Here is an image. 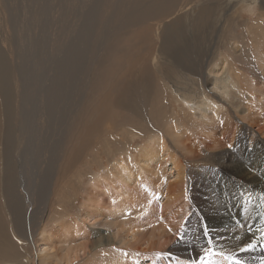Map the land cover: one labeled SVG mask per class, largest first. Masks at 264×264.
Returning <instances> with one entry per match:
<instances>
[{
    "label": "rangeland",
    "instance_id": "1",
    "mask_svg": "<svg viewBox=\"0 0 264 264\" xmlns=\"http://www.w3.org/2000/svg\"><path fill=\"white\" fill-rule=\"evenodd\" d=\"M160 1L161 0H8L10 6L6 7L5 10H7V8H10L9 9L10 18H7V16L4 15V11L2 10L3 4L0 0V60H1L0 70L2 69L4 71V68L2 66V64H4V66L8 69L9 74L13 77L15 82L17 81L18 73L21 76V78L23 76H26V74H30L34 85H36L38 89H40L43 93H45L44 99L46 100L44 101L45 105L43 106H48L49 103L52 104L54 101L55 94H57L61 88H64V91L67 94L64 98L59 97V101L62 100V103L57 101V108L53 111L54 113H50L48 110L47 113H44L46 111L43 109V113L40 115V117L42 118L38 116L36 117V115H34L36 118L35 120L37 121V125L35 120L33 122V125L36 126L37 129L36 127L33 126L34 127V130L32 131L33 134L34 133L36 134L39 131L43 132V130H47L48 128L50 132L48 135L51 136L53 132L55 133L54 128L56 130H62L64 124H67L68 127L71 125L70 131L72 132V130L76 126L77 117L74 116V118H72L71 110L69 112V116L67 117L66 110L69 105V99L73 101V97H74L73 95H75L76 90L78 91L80 85L79 83H84L85 81L87 82V80H84L85 78L83 79V77L85 76V72H89L91 70L93 59L95 55L99 54L102 48V43H104V41L111 35V33L113 32L112 30L115 27L123 23L124 24L126 23V20H128V18L125 16H127L128 13H131V11L135 7H142V6L145 7L150 5L154 6ZM223 2L221 5H223L224 7L228 3L226 11L227 9H231L230 11L231 15L234 14V11L236 9L237 10L240 9V5L237 2L234 3V6H233V2H227L226 0H223ZM263 8H264V0H258V4L248 9L249 13L244 14V9L242 10L241 13L243 17L246 16L244 20L247 21L248 23L252 24L257 22L262 26H264V21L261 20V16L264 15ZM217 13L218 14H215L216 16L220 14L219 16L222 17L220 12ZM8 19L10 20V24L13 25L14 28H16L15 30L8 28V23H7ZM116 19L118 20V22ZM177 19H178V15L176 14L175 16L173 15L166 16L164 18L165 22H167L165 24L172 23L174 22V20ZM232 23L237 24L235 17L232 18ZM158 25L160 24H158V20H156V18H154V20L149 21V23L146 25L145 24L141 25L138 22H135L134 24L135 27L132 28V30L136 32H142L145 29L151 36L149 37L150 39L148 45H146L142 41L141 37L138 34L137 37H126V38L117 37V39L115 40L113 39V46L111 42H110L111 45L108 44L109 42L108 43L105 42L106 50H108V54H106L104 59H102L101 57L97 61V62L99 61L106 62L104 64L105 72L103 76H101V79L93 80V82L90 83L89 85V95L85 101V106L82 109L83 112L81 113L79 119V122L81 123L80 128H82V132L84 126H86V129L88 128L91 129L95 125L93 124V119H91L93 115L102 113L99 109V112L97 114H94L95 110H97L96 101L97 100L102 101L104 99V102L102 101L100 103L99 108L102 106V104H104L103 106L104 109L107 108L109 103L112 102L115 92H118L117 84H120L119 85L120 88L124 87L125 82H123V78L125 79V81L126 78H128V80L134 83V91H135V83H137L138 79H140L139 75L135 74L136 69L134 70L131 66V68L129 69L132 71V74H128L127 76V73L123 74V71L118 70L119 66H112L110 64V63L115 64L119 60L117 56V49H119L120 51L118 54L119 56L122 49H123V53L128 50L131 51V56H133L132 60L134 59L133 66H139L140 61L144 59L146 52L143 51L145 52V54L142 55L141 50L148 49V54H150L151 56L149 58V63L153 70L158 69L157 68L158 63L161 64L162 66H167V67H172V66L178 67L179 65L180 68L181 66L180 61L182 62L183 59L184 61L187 60L182 56V51L180 54L179 52H177V48H179L180 40H178L179 38L175 35L174 28L171 27L170 29H168V31L164 32L165 25L164 26L163 25L158 26ZM144 26L145 27L147 26V28H145ZM9 30H13L15 34L14 35L16 41L15 45L12 43V39H11L13 34H11ZM239 30L237 33L236 32L231 33L232 36H230V39H234L235 41L239 42L237 44L239 45V47L242 48L245 45L243 47L244 48L243 60H241L240 58L238 59L239 65L235 64V66L237 67L235 70L236 73L235 77L237 84L242 82L241 90L237 94L241 99V106L236 109L235 107L233 108V106L227 105L225 102L221 101L214 93L209 91L211 85L209 84L208 80H209V73L211 71V67H208V65L212 63L213 57L217 56L221 51L225 50L224 45L226 44L225 42L227 41L223 40L221 35L214 34L213 36L208 38L210 43L208 42L207 52L202 54L203 53L202 48L205 49V46L203 45L201 46L202 47L201 48L200 45L204 44L205 42L201 44L194 43L193 45L191 39H189V37L187 38L189 42L188 44L189 52L187 50V56H188L187 61H191V63L194 64L197 63L196 66L199 67H202L201 64L203 65V69L201 68L200 71L201 76L199 77L202 86L205 88L209 96L212 97L211 99L215 102H218L224 108L222 114L227 118L228 122L232 123L234 127L235 126L238 127L236 133L234 134L230 133L229 138L227 139L225 145H217L219 148H216L217 147L216 145H211L209 148L210 150L208 149V147L206 148V146L204 145L201 146L196 145L193 153H191L192 151L186 150V146H190V145L182 146L181 143H178L176 139V135H174L175 132L172 129L176 127V125L179 127L177 128V135L180 134L178 136L182 138H187L188 132H190L191 135L199 134L201 136H206V137H209L211 133L204 131V127L201 126L199 119H194L191 122L182 124V122L180 121V117H183L185 115H181L178 121L175 115L176 114L180 115V112L182 111L180 107H184V105L181 103L182 105L181 106L179 102L176 99H174L173 89H170L169 92V94L172 95L171 96L172 98L170 96H168L169 97L168 98L167 96L161 94V98L158 99L155 98V94H154L155 90L151 89L150 87L148 88L149 95L147 97L149 98H147V105H148L147 109L150 111V112L148 111V113L153 112L152 114L154 117L152 121L149 122L144 121L142 123L136 122V124L134 123L133 126L130 125L131 128H126V135H123L121 130H123L125 126H127L126 123L128 124L131 123L129 122L130 119L128 117H124L120 115V119L123 120V122H122V126L119 128L120 130L119 132L121 133V136L120 139L117 140L119 145L118 150L117 149L115 150V148H112L111 146L110 150L102 149L101 151L99 150L96 151L95 145L97 142L95 141L91 142L88 145H84L83 142L85 140L87 131H85V133L83 132L82 135L83 137H81L82 139L80 143L77 144V145H81L78 147V149L74 150L72 148V145L74 144H71L70 138H68L67 145H70L68 148V154L70 155L75 151L77 152L76 155L73 156V158H71L70 164L68 166L61 167V170L58 175L59 178H57L58 181L55 182L56 187L54 189V199L52 201L53 203H52L51 211L48 213L45 219V227H44V230L49 231V229L51 230L54 226H56L57 229H59L58 232L60 233L58 235L61 236L62 235L64 236V231H65L64 228L60 229L61 227H59L60 225L59 222L61 221L72 222L74 226L79 227L82 233H85L88 230L93 231L90 228L83 226L82 222L79 220V218H81L80 213L82 212L83 209H85V207L83 206L85 204L87 195L91 190L90 182L93 177L92 174H94V172L90 171L88 166L90 167V165H94V166L99 165L100 168L99 174H101L104 171H107V169L112 165H114V163L119 164L121 162H124L125 160H123L122 158H124L126 154L139 150L140 147L143 146L145 143H147L153 136H160L165 138L166 145L168 146L169 149L168 157L170 159L167 160L168 162L165 164L166 166L164 165L165 168H163V177L161 176L162 183L161 186H159L161 190L158 191L156 189H151L152 190L151 192H154L159 197L158 201H156V204L153 205V207H150L149 210L146 212L144 211L142 212L141 207L133 208L131 209L132 213L129 215L130 217H137L136 220H142L145 224L146 221L147 222H155L162 220L166 221V223L168 224L165 225L164 223H162L161 229L158 230V233L164 230L165 232L164 234H166L165 237L162 239H158V237H156L154 239L152 238V240H149L148 238L139 239L140 244L138 243L133 245L132 243H130L126 245L123 243L120 244L118 242H112L111 238L107 236L106 241H109L108 245L99 246L91 253H89L85 260L81 262L79 261L76 264H105L106 258H111L114 256L120 257L122 259L121 264L122 263L130 264L131 261L139 260V259L144 260L145 264H150V263L184 264L188 262L189 264L190 263L199 264V261L204 254L201 255L198 259H191L190 257H188L189 255L187 253H185L184 251H180L185 246H188V244H190L191 242L203 243L206 245V249L212 248L217 253H220L212 257L214 264H233V262H231L229 259L233 258L236 255L235 253V250L237 248L236 246L240 247L242 244L244 245V240L240 242L242 239H244V233L240 231L241 227L244 228V226L246 225H251L252 227L254 225V223L258 218V216L256 215H259L260 207L264 203V193L261 190L263 189V187L260 186L258 182V179L260 178L258 173V167L253 166L251 168L250 167L248 168V163H249L248 153L244 152L243 150L244 145H239V142L244 137V135L247 136V139H245L244 137V144L246 145L249 143V141H252L253 145H248V146L254 149L253 161L256 162L258 160L257 158L259 156V154L257 155L258 147H256L257 145H254V143L258 141H260V143H263V140L261 139L259 132L256 130L257 129L256 126L258 127L257 122L261 121L262 116L257 115L255 117H249V113L244 112V108H245L244 102L249 100V96H248L249 90L254 88L253 90L255 91V87L257 84L258 86L264 87V83H263L264 76H262L261 74L262 67L264 66L263 63L264 60L260 59L264 50V43L260 44L261 47H259L258 45H253L254 40L252 35L244 34V30H242V27L240 26H239ZM234 31L235 29L233 30V32ZM192 33L193 31L190 30L189 34ZM165 39L168 41H166ZM4 40L7 42H4ZM147 41L148 40L146 39V43ZM245 41L247 44H245ZM107 44L108 46L110 45L108 48H107ZM130 46H133L134 49L129 48ZM164 46L167 48V50H162L164 49ZM195 48H197V50ZM228 51L229 50H227V52ZM161 54L163 55V57ZM239 54L240 53H237V55ZM180 55L182 56L183 59L180 58ZM153 56L157 58V65L155 64L156 61L154 63V61L151 60V58L153 59ZM230 56L232 57V55ZM159 57L160 59L162 58L163 59L160 60ZM222 61L223 60H221L220 62ZM231 64H233V61L230 62L229 66ZM14 67L16 69H14ZM110 68H112V70ZM204 68H205V72H203ZM55 69L58 70V73H55ZM2 70L0 71V104L2 109L0 114V221H1L0 227L3 228L5 222L6 226L8 227V233L1 235L0 245L2 243V239L6 241H10L14 247L12 251L14 255H8L11 258V260L1 261L0 264H42L41 261L46 256L45 257L44 255L39 256L40 255L39 248L37 247L39 243H36L37 246H35V244L31 242V237H30V233L33 230L32 228L35 225V221L37 223V219L34 215L35 207L28 208V210H30L29 212L27 210V206L24 207V205H22L21 209H17L15 204L12 203L13 200L11 198V192L12 191L16 192V190L13 189L11 185H9L10 180H13V177L16 176H13L14 174L12 171L9 172V174L6 177L4 176V170L6 165L5 162L7 160V156L4 153H6L5 151H6L7 141L10 140L8 135L13 134L11 139L12 151L15 149L14 154L12 156V164H13L12 166L14 169H20V162L18 159L19 157L18 152L20 150V146H19L20 130L18 131L17 128H19L20 126V124L18 123H20L19 119L22 117V113L19 108L18 111L15 110L16 112L15 118L17 119V121L13 122L12 132L10 130L8 131L7 129H9V125H8L9 123L8 121L7 122L5 121L7 120V117H6V113L4 114L5 112L3 105L4 101L1 99V95H2L1 73L3 72ZM24 72H26V74ZM256 72H258V74ZM15 73L16 75H14ZM108 74L110 75V77H108L109 76ZM258 77H261L263 81H261L260 78L258 79ZM103 83L105 84L106 87L104 91H103ZM45 88L46 91L44 90ZM63 92H61L60 95ZM99 92H101L100 95ZM14 93H15V88L13 90V97H15ZM23 97H24V91L22 89H19L17 92V99H21ZM80 97L81 95L79 94L78 96H76V98L79 99V102L78 99L77 100L76 98L74 99L77 102L78 107L81 106ZM124 98L126 99V97ZM27 100L34 101V99L32 100V95L29 94V92L26 95V101ZM123 102L122 100L118 101L119 105L122 104ZM177 105L178 107H176ZM161 107H170V108H168V111L166 113L159 114L158 112L160 111ZM139 112L142 113L143 111H139ZM31 114H33V112ZM119 114L117 113L118 116ZM82 116H84L85 118ZM52 117L53 120L51 121ZM44 118L46 120H43ZM5 124L7 125V127ZM45 125L47 127H44ZM51 125L53 126V128ZM210 125L213 126V131L214 130L216 131V132L214 131L212 134H215L217 138H221L223 134L222 133L223 130L216 128V125H218L219 127V124L212 122V124ZM166 127L168 130L166 129ZM234 127L231 129L232 131ZM132 128L133 129L139 128V129L133 130ZM14 129H16V131ZM158 129H162L161 132L163 133H158L159 132ZM130 130L131 131L133 130L132 132L134 135L131 133ZM128 131L130 133H128ZM140 132L142 133L140 134ZM78 133L79 132H77L76 135H78ZM30 136L29 137L31 139L33 136L32 134H30ZM55 138L57 143L55 145H60V143L63 140V135L59 137V135L56 134ZM50 140L52 141V139ZM186 144H190V142L186 141ZM82 145H84L83 149H82ZM122 146L126 147L127 150L125 149L120 150ZM239 150L241 152H238ZM89 155H90V159L88 157ZM234 156L237 158V160L234 159ZM238 156L240 157V159ZM61 159L65 161L63 157ZM238 159L240 162H238ZM171 161L175 162L177 166L181 163L180 165L183 166V167L181 166V169L184 168V170L181 171L184 172L183 174L185 175L181 174L182 173L181 172L180 174L182 175V177L180 178L181 175H179L176 171L173 172L170 169L171 167H173ZM84 162L87 163L83 165ZM80 163L81 165H79ZM72 165H74L75 167L73 168ZM83 166L84 167L86 166V169ZM140 167L142 168V166L140 165L137 166L135 164V166L131 168L135 176L138 175V170L140 169ZM64 168H68V169H64ZM71 168L73 170H71ZM160 168H158V170ZM82 170H84V172ZM86 170L89 172V174L88 172L85 173ZM251 170L253 171L252 178H250ZM66 171L68 172L67 174ZM17 173L19 174V172ZM63 174L66 179L64 178ZM150 174L151 172L149 173V175ZM60 175L63 176V178ZM153 177L154 175L151 174L149 180L152 181ZM177 177H179V179H177ZM178 180L181 181L179 182ZM80 181L83 183L81 184ZM62 184L64 185L62 186ZM169 185L170 186L173 185V186H171L170 188ZM19 187L22 189V184H19ZM9 188L11 189L9 190ZM65 188L66 190L64 191ZM86 190H88V193H86ZM76 191L78 194L76 193ZM132 191L134 193L139 192L137 190L136 191L132 190ZM261 191L262 193H259ZM241 193H244V195H248L251 193L252 199L251 202L248 203L251 205L250 211L246 210L245 200L243 199L242 196H240ZM224 194L227 196L225 197ZM259 196L263 197V199L262 197H260L262 201L259 200ZM231 198H236L237 202L238 203L240 202L239 203L240 206L238 208L235 205V203L237 202H234L232 204L234 208H236V210L238 209L240 211L239 214L240 222L238 221V224L240 226L238 225V227L236 226L232 230V233L235 234V237L233 236L232 239L221 238V235L224 233L223 232L224 225L215 222L207 223V221L203 219L202 214L204 213L214 214V213H218L219 211L227 209V205H228L227 202L230 201ZM62 202L65 203L66 205L63 204ZM214 202L217 204H215ZM64 210L66 212H64ZM201 210L204 211L206 210L208 212L206 211L204 212ZM54 211L56 212V214L59 213L57 214L58 217L56 216ZM61 211L62 213H60ZM151 214L153 215L151 218H149ZM159 216L161 217L162 220L160 219ZM212 223L215 230V235L211 230H209V224ZM79 224L82 225V227ZM20 225L21 227L19 229ZM148 226L150 227L149 229H151V226L150 225ZM83 227L85 228L83 229ZM238 228H240L239 232H238ZM205 231H207V235H205ZM216 231L218 232L219 235L216 234L217 233ZM107 233L109 234L111 232H107ZM240 235L241 237H238ZM56 237H58L57 234ZM91 237L92 236L90 235V238ZM234 238L237 239L235 240ZM39 239L40 237H38L35 240V242L38 241ZM209 240H211L210 245H209ZM237 240H240L239 242L242 244L237 242ZM222 241H224L225 243ZM153 242H155L156 244ZM38 256L40 257V259H38ZM62 264H66V263L62 262Z\"/></svg>",
    "mask_w": 264,
    "mask_h": 264
},
{
    "label": "bare ground",
    "instance_id": "2",
    "mask_svg": "<svg viewBox=\"0 0 264 264\" xmlns=\"http://www.w3.org/2000/svg\"><path fill=\"white\" fill-rule=\"evenodd\" d=\"M226 1L227 2H233V6H234V3L237 2L240 5V9L239 10L236 9L234 11V14L231 15L230 14L231 9H227V11H226L228 3L226 2L227 4L225 7L223 5H221L223 0H161L160 2L155 4L154 6L150 5V6H145V7H143V6L142 7H135L131 11V13H128L127 16H125L128 18V20H126V23L125 24L123 23V24L115 27L112 30L113 32L111 33V35L104 41V43H102V48H101L99 54L95 55V57L93 59L91 70L89 72H85V76L83 77V79L85 78L84 80H87V82L85 81L84 83H79L80 85H79L78 91L76 90L75 95H73L74 96L73 101L71 99H69V105H68V108L66 110L67 117L69 116L70 110H71L72 118H74V116L77 117L76 126L74 127L72 132L70 131L71 125L68 127L67 124H64L62 130H56L54 128L55 133L54 132L52 133L53 136H52V134H51V136L48 135L50 133L48 128H47V130H43V132H41V131L38 132V130H37V132H38V133H36L37 135L35 133L33 134L32 131L34 130V127H36L33 125V122L36 119L34 115H36V117L37 116L40 117V115L43 113V109L46 111L44 113H47V110L50 113H54L53 111L57 108V101L62 103V100L59 101V97L64 98L67 94L65 93L64 88H61L58 91V93L55 94L53 103L52 104L49 103L48 106H43V105H45L44 101L46 100V99H44L45 93H43L40 89H38L36 87V85H34L30 74H26V72H24L26 74V76H23L21 78V76L18 73L17 81L15 82L13 77L9 74L8 69L4 66V64L1 63L3 68H4V71L1 69L3 71L1 73L2 74V81H1V85H2L1 94L2 95H1V99L4 101V103H3L4 111H5L4 114L6 113V117H7V120H5V121L6 122L8 121V123H9L8 124L9 129H7L8 131L10 130L12 132L13 122L17 121V119L15 118L16 117L15 110L18 111V108H19L21 113H22V117L20 119L18 117L19 122H20L18 124H20V126H19V128H17L18 131L20 130V138L18 137L19 138V146H20V150L18 152L20 169H14L12 166L13 165L12 164V156L14 154L15 149L12 151L11 139H12L13 134L11 133L12 135H8L10 140L7 141L6 151H5L6 153H4L7 156V160L5 162L6 165H5V170H4V176L6 177L9 174V172H11V171L14 174L13 176H16V177H13V180H10L9 185H11L12 188L16 190V192H14V191L11 192V198L13 200L12 203L15 204L17 209H21L22 205H24V207L27 206V210H28V208H31V207L34 208L35 207L34 208V215L37 219V223L35 221V225L32 228L33 230L30 233V237H31V242L33 244H35V246H37L36 243H39V245L37 246L39 248V253H40L39 256H42V255H44V257L46 256L44 259H42V261H41L42 264H62V262L66 263V264H76L79 261L81 262V261L86 259L87 255L89 253H91L93 250H95L99 246L108 245L109 241H106L107 236H109L111 238L112 242H118L120 244L123 243L126 245L130 244V243H132L133 245L138 244L139 239L148 238L149 240H152V238L154 239L156 237H158V239H162L165 237L166 234H164L165 233L164 230L161 231L160 233H158V230L161 229V227H162V223H164L165 225L168 224V223H166V221L161 219V217H160L161 215L159 217L162 221H155V222H147L146 221V224L142 220H136L137 217H130L129 216L132 213L131 209L136 208V207H141L142 212L143 211L146 212L149 210L150 207H153V205H155L156 201H158V199H159L157 194H155L154 192H151L152 191L151 189H156L158 191L161 190L159 188V186H161V183H162L161 176L163 177V168H165L164 165L168 162L167 160H170L168 157L169 149H168V146L166 145V140L164 137H160V136H153L147 143H145L143 146H141L139 150H137L135 152H131L129 154H126V156L124 158H122L123 160H125L124 162H121L119 164L114 163V165L109 167L107 169V171H104L101 174H99V171H100L99 165H97V166L90 165V167L88 166L90 171L94 172V174H92L93 177H92V180L90 182L91 190L89 191V193H88L89 189L86 190V193H88V195H87V198L85 200V204L83 206V207H85V209H83L82 212L80 213L81 218H79V220L82 222L83 226L88 227L93 231L88 230L85 233H82V231H80L79 227L74 226L73 223L70 221L69 222H65V221L59 222L60 223L59 227H61L60 229H62V228L65 229L64 236L58 235L60 233L58 232L59 229H57L56 226H54L51 230L49 229V231L44 230V227H45V219H46L48 213L51 211V207H52V203H53L52 201L54 199V189L56 187L55 182L58 181L57 178H59L58 175H59V172L61 170V167L62 166H68L70 164L71 158H73V156H75L76 152H77V151H75L74 153H71L70 155L68 154V148L70 146V145H67L68 138H70V143L74 144V145H72V148L74 150L78 149V147L81 145H77V144L80 143V141L82 139L81 137H83L82 136L83 132L85 133V131H87L85 140L83 142L84 145H88L91 142L95 141V142H97L95 145L96 151L97 150L101 151L102 149L110 150L111 146H112V148H115V150L116 149L118 150L119 145H118L117 140H119L120 136H121V133L119 132L120 131L119 128L122 126V122H123V120L120 119V115H122L124 117H128L130 119L129 122L131 123V124L126 123L127 126H125V128L123 130H121L123 135H126V128H131L130 125L133 126V124L134 123L136 124V122H139V123H142L144 121L149 122V121H152V119L154 117L152 114L153 112L148 113L149 110L147 109L148 108L147 98H149L147 96L149 95V90H148L149 87L151 89L155 90V92H154L155 98H158V99L161 98V94H163L167 97L168 96L171 97L172 95L169 94V92H170V89H173L174 99H176L180 105H181V103L184 105V107H180L182 109V111L180 112V115H177V114L175 115L176 118L178 119V121H179V117L181 115H185L183 117H180V121L182 122V124H186L188 122H191L194 119H199L201 126L204 127V131L211 133V135L209 137H206V136H201L199 134L198 135H191L190 132H188L187 138H182V137L178 136L180 134L177 135V128H179V127L176 125V127H174L172 130H174V132H175L174 135H176V139H177L178 143H181L182 146L190 145V146H186V150L192 151L191 153H193V151L195 150L196 145H199V146L204 145V146H206V148L208 147V149L210 148L211 145H216V146L217 145H225L227 142V139L229 138L230 133L234 134L237 132L238 127L237 126L234 127V125L232 123H229L227 118L222 114L224 108L218 102L213 101L211 99L212 97L209 96V94L206 92L205 88L202 86L199 77L201 76L200 71H201V68L203 69V65L201 64L202 67H199V66H196L197 63L194 64V63H191V61H187L188 60L187 50L189 52V47H188L189 42L187 39L188 37L193 42V45H194V43L201 44V43L205 42L204 44L200 45V47L203 45L205 46V49L201 47L203 49L202 54H204L205 52H207V47H208V42H209L208 38L213 36L214 34L221 35L222 39L227 41V42H225L226 44L224 45L225 50L221 51L217 56L213 57L212 63H210L208 65V67H211V71L209 73V80L207 77V80H208L209 84L211 85L209 91L214 93L221 101L225 102L227 105L233 106V108L235 107V109L239 108L241 106V99L237 94L241 90L242 82L237 84L236 77H235L236 76L235 70L237 67L235 66V64L239 65L238 59L241 58V60H243V58H244V48L243 47L245 45L242 48L239 47V45H237L239 42L235 41L234 39H230V36H232L231 33H235V32L237 33L239 30V26H240V27H242V30H244V34H246V35L251 34L252 35L253 40H254L253 45H258L259 47H261L260 44L264 43V26H262L261 24H259L257 22L252 23V24L248 23L247 21L244 20L246 18V16L243 17V15L241 13L243 9H244V14L249 13L248 9L251 8L252 6H255L256 4H258V0H232V1L226 0ZM1 2L3 4V5L2 4L1 5H2V10L4 11V15L7 16V18H10V11H9L10 8H7V10H5L6 7L10 6L8 0H1ZM11 8H12V6H11ZM217 12H220L222 17L219 16L220 14L218 16H216L215 14H218ZM175 14L178 15V19L174 20V22H172V23L165 24L167 22H165L164 18L166 16H172V15L175 16ZM13 16H14V14H13ZM233 17L236 18L237 24L232 23ZM154 18H156V20H158V24H160L158 26H162V25L164 26L165 25L164 32L168 31V29H170L171 27L174 28L175 35L179 38L178 40H180L179 48H177V52H179V54H180L182 51V56L184 58H186L187 60L184 61V59L180 55V58L183 59L182 62L180 61V65H181L180 68H179V65H178V67L177 66L176 67H173V66L167 67V66H162L159 63L157 65V58H155L153 56L154 60L152 58H151V60L154 61V63L156 61L155 64L157 65V68H158L156 70H153L150 66V63H149V58L151 56H150V54H148V49L147 50H145V49L141 50L142 55H144L145 52H146V55H145L144 59H142L140 61L139 66H133V64H134L133 60L134 59L132 60L133 56H131V51L128 50V51H125L123 53V49H122L120 56H119L118 54L120 51H119V49H117V56H118L119 60L115 64L114 63H110V64L112 66H119L118 70L123 71V74L127 73V76H128V74H132V71L129 69V68H131V66L134 70L136 69L135 74L139 75L140 79H138L137 83H135V91H134V83L132 81L128 80V78H126V81L123 78V82H125L124 87L120 88L119 87L120 84H117L118 92H115L113 100L111 103H109L107 108H105V109L103 108L104 104H102V106L99 108L100 103L102 101L104 102V99L102 101L101 100L96 101L97 110H95L94 114H97L99 112V109L102 113L97 114V115H93L91 119H93V124H95V125L91 129L90 128L86 129V126H84L83 132H82V128H80L81 123L79 122V119H80L81 113L83 112L82 109L85 106V101L89 95V85H90V83L93 82V80L101 79V76H103V74L105 72L104 64L106 62H101V61L97 62L98 59H100L101 57H102V59H104L106 54H108V50H106L105 44L108 42H109L108 44H110V42H111L112 46H113V39L115 40V39H117V37H119V38L120 37H122V38L137 37V34H138L141 37L142 41L146 45H148L149 39H150L149 37H151V36L147 32V30L144 29L142 32H136V31L132 30V28L135 27L134 26L135 22H138L141 25L142 24L146 25L149 23V21L154 20ZM261 20L264 21V15L261 16ZM117 22H118V20H117ZM7 23H8V28L14 29V30L16 29V28H14L13 25L10 24L9 19L7 20ZM115 23H116V21H115ZM138 27H139V25H138ZM145 28H147V26ZM234 29H235V31L233 32ZM148 30H149V28H148ZM190 30L193 31L192 34H189ZM9 32L11 34H13L11 39H12V43L15 45L16 44V41L14 38L15 34H14L13 30H9ZM149 32H150V30H149ZM167 33H169V32H167ZM16 39H17V37H16ZM146 39L148 40L147 43H146ZM166 41H168V40H166ZM4 42H7V41L4 40ZM227 43H229V44H227ZM108 44H107V48L111 45L110 44L108 46ZM245 44H247L246 41H245ZM137 46H138V44H137ZM129 48L132 49L133 46H130ZM197 48H195V49L197 50ZM162 50H167V48L164 46V49H162ZM227 50H229V51L227 52ZM143 51H145V52H143ZM196 53H198V52H196ZM200 53H201V51H200ZM237 53H240V54L237 55ZM152 54H154V53H152ZM230 55H232V57ZM17 56H19V55H17ZM194 56H195V54H194ZM162 57H163V55H162ZM159 59H160V57H159ZM162 59H160V60H162ZM260 59L264 60V50H263V53H262ZM89 60H91V59H89ZM221 60H223V61L220 62ZM231 61H233V64H231L229 66ZM0 62H1V60H0ZM79 67H80V65H79ZM204 67H205V64H204ZM212 68H213V70H212ZM14 69H16V68L14 67ZM110 69L112 70V68H110ZM203 72H205V68H204ZM261 72H262L261 73L262 76H264V66L262 67ZM48 73H49V70H48ZM55 73H58V70L55 69ZM256 73L258 74V72H256ZM79 74H80V72H79ZM14 75H16V73ZM53 75H55V74H53ZM56 75H58V74H56ZM108 77H110V75ZM47 78H48V76H47ZM171 78L174 81H172ZM259 78L261 81H263L261 79V77H258V79ZM108 80H110V79H108ZM112 84H114V83H112ZM249 85H251V84H249ZM252 85H254V84H252ZM14 88H15V93H14L15 97H13ZM105 88H106L105 84L103 83V91L105 90ZM19 89H22L24 91V97L21 99H17V92ZM253 89L254 88L249 90V93H248L249 100L244 102V107H245L244 112H248L249 117H255L257 115L262 116L261 121L257 122L258 127L256 126V128H257L256 130L259 132L261 139L263 140V143H260V141L254 143V145H257L256 147H258V150H257V155L259 154V156L257 157L258 160L256 162L253 161V153H254L253 150L254 149L252 147L248 146V145H253L252 141H249V143L246 145L244 144V137H245V139H247V136L244 135L243 138L241 137L242 139L240 140L239 145H244L243 150H244V152L248 153V158H249L248 168L249 167L251 168L253 166L258 167V173H259V177H260L258 179V182H259V185L263 187V189H261V190L264 193V87L258 86V84H257L255 87V91ZM44 90L46 91V88ZM28 92H29V94L32 95V100L34 99V101H30V100L26 101V95L28 94ZM61 92H63V93L60 95ZM100 93L101 92H99V95H100ZM78 94L81 95V97H80L81 98V104H80L81 106L80 107H78L77 102L74 100L76 98V96H78ZM20 97H21V95H20ZM124 97H126V99ZM56 98H57V100H56ZM127 98H128V100H127ZM77 99L78 98H76V100ZM119 100H122V102L123 101L124 102L119 105V103H118ZM126 100L129 102H127ZM47 101H48V99H47ZM151 101H152V99H151ZM163 101H166V100H163ZM78 102H79V99H78ZM92 102H93V100H92ZM176 107H178V105ZM168 108H170V107H161L160 111L158 110L159 111L158 113L164 114L168 111ZM1 110L2 109H1V104H0V114H1ZM117 111H119V112H117ZM139 111H143V112L140 113ZM32 112H33V114H31ZM50 113H48V114H50ZM117 113L118 114L120 113L119 116L117 115ZM261 113H263V114H261ZM43 117H45V116H43ZM82 117H84V116H82ZM40 118H42V117H40ZM43 120H46V119L44 118ZM52 120H53V117H52L51 121ZM41 122H40V124H41ZM212 122L218 123L219 127H218V125H216V128L223 130V132H222L223 134H222L221 138H217L215 134H212L215 131V130L213 131V126L210 125V124H212ZM143 124H145V123H143ZM36 125H37V121H36ZM41 126H42V124H41ZM139 126H137V127H139ZM6 127H7V125H6ZM44 127H47V126L45 125ZM233 127H234V129L232 131L231 129ZM52 128H53V126H52ZM36 129H37V127H36ZM138 129L136 128L135 130H138ZM166 129H167V127H166ZM14 130L16 131V129H14ZM158 130H159L158 133H163V132H161L162 129H158ZM132 131H131V133L133 134ZM142 131H145V130H142ZM77 132H79L78 135H76ZM128 133H130V132L128 131ZM141 133L142 132H140V134ZM30 134H32V136H33L31 139H30V137H31ZM56 134H58L59 137L61 135H63V140L60 143V145H55V144H57L56 138H55ZM8 136H6V137H8ZM131 137H133V136H131ZM146 137H147V135H146ZM50 139H52V141ZM186 141H189L190 144H186ZM1 142H2V140H1ZM129 144H130V142H129ZM84 145H82V149L84 148ZM236 145H237V143H236ZM216 148H219V147L217 146ZM220 148H222V147H220ZM239 148H240V146H239ZM122 149L127 150V148L124 146H122L120 148V150H122ZM129 149H128V151H129ZM212 151H213V149H212ZM238 152H241V151L239 150ZM92 153H93V151H92ZM189 154H190V152H189ZM233 154H234V152H233ZM62 157L64 158L65 161H63L61 159ZM88 157L90 159V155ZM230 157H232V156H230ZM234 159L237 160V158L235 156H234ZM234 159H233V161H234ZM239 159H240V157H239ZM239 159H238V162H240ZM85 160H83V161H85ZM142 162H144V163H142ZM85 163H87V162H84L83 165H85ZM141 163H142V165H141ZM135 164L137 166L138 165L142 166V168L140 167V169L138 170L137 176H135L133 174V171L131 170V168L134 167ZM171 164L173 167H171L170 169L173 172L176 171L179 175L184 173L181 171V170H184V168L181 169V166H182V165H180L181 163L179 164L180 166L178 165L180 168L176 165L175 162L171 161ZM79 165H81V163ZM79 165H77V166H79ZM72 166H73V168L75 167L74 165H72ZM160 166H161V168H160ZM68 168H64V169H68ZM84 168L86 169V166ZM158 168H160V169L158 170ZM245 168H247V167H245ZM71 170H73V169L71 168ZM87 170L85 173L88 172ZM67 171H66V174L68 173ZM82 171L84 172V170H82ZM17 172H19V174ZM150 172L152 175H154V177L152 178V181L149 180L150 175H151V174L149 175ZM88 174H89V172H88ZM252 174H253V171L251 170L250 178H252V176H253ZM183 175H185V174H183ZM63 176H64V174H63ZM63 176H61V177L63 178ZM257 176H258V174H257ZM61 177H60V179H61ZM181 177H182V175L180 176V178ZM233 177H235V176H233ZM236 177H238V176H236ZM64 178H65V176H64ZM177 179H179V177H177ZM77 180H80V179H77ZM64 181H66V180H64ZM81 181H80V183L82 184L83 182H81ZM173 181H174V179H173ZM178 181L180 182L181 180H178ZM20 182H22V183H20ZM23 183L25 186L23 185ZM69 183H67V184H69ZM19 184H22V189L19 187ZM63 185L64 184H62V186ZM171 186H173V185H171ZM171 186L169 185L170 188H171ZM175 188H176V185H175ZM10 189L11 188H9V190ZM65 190H66V188L64 189V191ZM68 190H69V188H68ZM132 190H134V191L137 190L139 192L134 193ZM262 191L259 193H262ZM229 192H231V191H229ZM76 193H77V191H76ZM64 194H65V192H64ZM257 195H258V193H257ZM226 196L227 195H225V197ZM181 197H182V195H181ZM260 197H262V196H259V200L262 201L260 199ZM57 199H58V197H57ZM262 199H263V197H262ZM172 202H173V200H172ZM234 202H237V199L231 198V200L227 202V204H228L227 209L219 211L218 213H214V214H209V213L202 214L203 219L205 221H207V223H211V222L214 223L215 222V223H220V224L224 225L223 226V228H224L223 232L224 233L222 234L223 236L221 235V238L232 239L233 236L235 237V234L232 233V230L236 226L238 227V225H239L238 221L240 219V216H239L240 211L238 209L236 210V208H234V206L232 205ZM239 203L238 202L235 203L237 208L240 206ZM63 204H65V203H63ZM215 204H217V203H215ZM182 205H184V204H182ZM250 209H251V205L247 204L246 210L250 211ZM65 210H64V212L67 211V210L66 211ZM29 211L30 210H28V212ZM201 211H204V210H201ZM216 211H218V210H216ZM206 212H208V211H206ZM60 213H62V211ZM22 214H23V212H22ZM55 214H56V212H55ZM57 214H59V213H57ZM57 214H56V216H57ZM152 215L153 214H151V216L149 218H151ZM256 216H258V218L252 227H251V225H246V226H244V228L243 227H241V229L238 228V232L240 229V231L244 233V239H242L241 241L237 240V242H239V241L242 242L244 240V245L239 242L242 245L240 247L236 246L237 247L235 250L236 255L233 258L229 259L231 262H233V264H234V260L240 261V264H262V262H264V203L260 207L259 215H256ZM167 219H168V217H167ZM0 223H1V221H0ZM51 223H52V221H51ZM55 223H56V221H55ZM213 223L209 224V230H211L215 235ZM28 224H31V223H28ZM148 225L151 226V229H149L150 227ZM80 226L82 227V225H80ZM20 227H21V225L19 226V229H20ZM85 227H83V229ZM221 228H222V226H221ZM47 230H48V228H47ZM220 230H222V229H220ZM107 232H111V233L108 234ZM7 233H8V227L6 226V223L4 222L3 228L0 227V239H1L2 234H7ZM56 234L58 237H56ZM216 234H218V232ZM90 235L92 236L91 238H90ZM38 237H40V239L35 242V240ZM238 237H241V235ZM234 239L236 240L237 238H234ZM158 241H160V240H158ZM222 242H224V241H222ZM237 242H235V243H237ZM153 243H155V242H153ZM226 243H227V241H226ZM253 244L255 245V247H249L250 245H253ZM220 246H222V245H220ZM179 248H181V247H179ZM13 249H14V247L10 241H6V240L2 239V243L0 245V262L5 261V260H11V258L8 255H14V253H12ZM148 249H150V248H148ZM206 250L207 249H206L205 244L199 243V242L198 243L191 242L190 244H188V246H185L180 251H184L185 253H187L189 255L188 257H190L191 259H198L201 255H203L205 253ZM39 256H38V259H40ZM121 260L122 259L120 257L114 256L111 258H106L105 264H121ZM122 264H126V263H122ZM130 264H145V263H144V260L139 259V260L131 261ZM150 264H152V263H150ZM184 264H189V262L184 263Z\"/></svg>",
    "mask_w": 264,
    "mask_h": 264
},
{
    "label": "snow or ice",
    "instance_id": "3",
    "mask_svg": "<svg viewBox=\"0 0 264 264\" xmlns=\"http://www.w3.org/2000/svg\"><path fill=\"white\" fill-rule=\"evenodd\" d=\"M241 196L245 200V204L246 205L251 202V199H252L251 194L244 195L243 193H241ZM205 235H207V231H205ZM209 244H211V240H209ZM249 247H255V245L253 244V245H250ZM218 254H220V253H217L212 248H208L205 251L203 257H201V259L199 261V264H214V261H213L212 257H214V256H216ZM234 264H240V261L234 260ZM262 264H264V262H262Z\"/></svg>",
    "mask_w": 264,
    "mask_h": 264
}]
</instances>
